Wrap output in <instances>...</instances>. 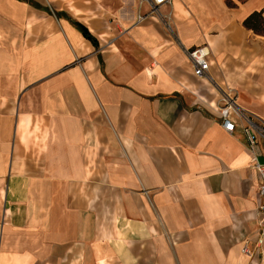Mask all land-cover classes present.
<instances>
[{
    "label": "crops",
    "instance_id": "0c3cea01",
    "mask_svg": "<svg viewBox=\"0 0 264 264\" xmlns=\"http://www.w3.org/2000/svg\"><path fill=\"white\" fill-rule=\"evenodd\" d=\"M255 11L264 0H0V264H264Z\"/></svg>",
    "mask_w": 264,
    "mask_h": 264
},
{
    "label": "built area",
    "instance_id": "2783aa9c",
    "mask_svg": "<svg viewBox=\"0 0 264 264\" xmlns=\"http://www.w3.org/2000/svg\"><path fill=\"white\" fill-rule=\"evenodd\" d=\"M151 5L152 12L156 11L161 5L169 2V0H148ZM188 56L191 60L193 73L196 76H204L206 71L209 68V50L206 45H199L194 48L188 49ZM224 104L219 107V112L222 118V125L223 127L228 130L232 131L234 128V122L229 118V109L233 104V98L226 93L222 97ZM258 133L264 139V123L262 122L258 125ZM249 142L251 145L254 144V140L252 136H249ZM253 153L254 148H252ZM251 165L255 170L256 175V183H257V192L261 197V201L257 206V221L260 226L261 231H264V163L259 162L257 159V155L254 153L251 158Z\"/></svg>",
    "mask_w": 264,
    "mask_h": 264
},
{
    "label": "trees",
    "instance_id": "16d2710c",
    "mask_svg": "<svg viewBox=\"0 0 264 264\" xmlns=\"http://www.w3.org/2000/svg\"><path fill=\"white\" fill-rule=\"evenodd\" d=\"M243 25L251 30H253L254 32H258V33H264V19L262 17V13L261 11H255L253 13H251L244 21H243ZM81 28V32L83 33V35L85 37H88L89 39L94 40V37H92L87 29L83 26H80Z\"/></svg>",
    "mask_w": 264,
    "mask_h": 264
},
{
    "label": "rangeland",
    "instance_id": "374dc122",
    "mask_svg": "<svg viewBox=\"0 0 264 264\" xmlns=\"http://www.w3.org/2000/svg\"><path fill=\"white\" fill-rule=\"evenodd\" d=\"M12 36H17V35H1V37H2V40L6 43V42H8V41H11V40H15V38L14 37H12ZM23 36H25V35H23Z\"/></svg>",
    "mask_w": 264,
    "mask_h": 264
},
{
    "label": "water",
    "instance_id": "95a60500",
    "mask_svg": "<svg viewBox=\"0 0 264 264\" xmlns=\"http://www.w3.org/2000/svg\"><path fill=\"white\" fill-rule=\"evenodd\" d=\"M261 159H263L261 156L258 158L259 161H261Z\"/></svg>",
    "mask_w": 264,
    "mask_h": 264
}]
</instances>
